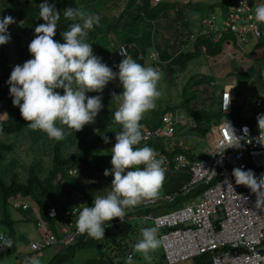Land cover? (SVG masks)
Segmentation results:
<instances>
[{
    "label": "clouds",
    "instance_id": "obj_1",
    "mask_svg": "<svg viewBox=\"0 0 264 264\" xmlns=\"http://www.w3.org/2000/svg\"><path fill=\"white\" fill-rule=\"evenodd\" d=\"M158 1L161 0H156ZM250 7L252 9L251 3ZM39 9L38 18H42L44 23L35 27L34 38L28 45L32 58L22 65H15L7 81L10 85L9 94L13 98L12 103L19 107L22 118L30 122L28 127L45 132L50 139L61 141L65 138L66 132L63 127L57 126L58 124L79 132L85 125L94 123L102 109V96H86V92L101 93L110 81L117 78L123 88L120 94L113 93V96L119 100V107L113 114V120L121 127V130L116 131V142L111 148L112 168L104 171L105 176H113L110 191L104 196H95L93 205L83 207L76 219V228L79 233H86L95 240H102L105 238V233L115 232V226L118 225L114 224L113 228H105V224H110L114 218H119L123 222L127 215L126 209L138 205L153 206L143 202L156 198L157 202L154 204L160 202L158 196L166 174V169L163 167L164 161L158 158L159 154L152 147L147 144L142 147L138 145L144 140L142 119L145 113L156 108V102L161 96L158 90L161 73L157 69L164 64L157 59L155 50H151L148 54L151 61H159L154 68L138 63L129 55V51L127 53L128 49L121 47L118 52L123 58L117 65L118 72L113 71L102 62L101 57L94 54L91 44L87 42L89 31L100 24L98 14L87 12L82 8L66 7L63 10V16L72 23L68 30L61 32L64 41L61 43L54 39L61 11L54 3H49V0L40 3ZM197 11L202 14L201 11ZM252 12L256 21L264 23V4L257 5L255 13L253 9ZM204 17L206 15L202 14L198 20V28L193 29L188 35V43L193 44L199 36L206 37L197 35L194 39H190L191 34L198 33L200 20ZM12 23H15V20L10 15L0 18V45L11 40L8 26ZM151 53L154 54L151 55ZM210 84L216 85V82L211 81ZM226 85L234 86L233 83L225 82L218 91L219 109L221 92ZM57 89H62L63 94L56 91ZM234 94L232 106L237 100L235 86ZM257 98L260 97L256 96L255 100ZM229 105L228 91L223 99L224 113ZM257 107L260 108V106ZM262 111L264 110L261 109L256 117L259 129L256 140L264 145V113H261ZM166 112L170 110L162 114ZM221 128L223 138L219 141L218 148L223 152L228 148H240L244 137L236 134L231 121L226 118ZM248 131L247 126H244L243 132L247 134ZM102 138L105 143L109 142V137ZM67 172L68 175L75 176L77 169L69 168ZM232 176L235 178L236 185L246 186L256 195L257 208L264 206V173L257 177L251 169L243 170L237 167L232 170ZM62 182L65 181L62 180ZM63 190L69 196L74 189L66 185ZM15 198L27 201L33 207L30 200L20 197L10 198V204ZM243 199L246 200L247 197ZM31 207H29L30 213L33 214ZM133 216L132 220L136 219L137 216ZM66 222L67 220L64 223ZM159 227L160 225L157 224L143 228L141 238L133 246L134 252L142 254L145 260H150L149 253L161 246L162 241L157 235ZM12 243L10 238L0 234V245L11 247ZM25 264H41V261L37 257H32ZM126 264H132L131 256L127 258Z\"/></svg>",
    "mask_w": 264,
    "mask_h": 264
},
{
    "label": "trees",
    "instance_id": "obj_2",
    "mask_svg": "<svg viewBox=\"0 0 264 264\" xmlns=\"http://www.w3.org/2000/svg\"><path fill=\"white\" fill-rule=\"evenodd\" d=\"M25 1V2H22ZM16 0L13 5L9 6L4 12L0 15V18H3L4 16L10 15L14 18L15 23H12L8 26L9 30H14L13 32V42L9 41V44L11 48L14 51V56L11 58L16 57L18 59V63L16 64H9L7 62V56H4L5 59L0 58V136L2 134H10L15 132H20L23 130H28L26 128L28 126V121H25L20 113V109L18 106H14L12 103V97L9 94L10 85L7 83L10 73L13 69V67L17 64L22 65L26 60L31 59L32 56L28 51L27 43L31 42V40L34 38L35 35V27L37 24H31L33 22V18L39 17V4L36 5H30V0ZM84 1V0H83ZM83 1L79 0H49V3H54L58 10L61 11V18L57 24L56 29V35L54 37L55 40L63 43V37L61 36V32L66 31L69 29V25L72 23V21H69L64 18L63 16V10L66 7H75L80 8V4L84 3ZM153 0H127L125 7L122 9L120 14L118 16H115V14H108L106 11H108V8L113 7L112 5H115L116 3L111 2H104L102 1L103 7L98 10H96V6H90L91 9L88 11L90 13L98 14L100 16V24L98 26H94L92 30L89 31V35L87 37V42L92 43L94 40H97L100 35L102 34H109L111 35L112 32H119L122 28L117 27L114 29L118 23L121 21L120 16L123 17L127 16L126 21L122 22L123 25L129 26L137 23L140 19H146L150 21H155L156 23L162 25L165 29L168 28L172 32V41L169 43L164 49L158 50L157 49V59L159 58L161 62H166L164 67L165 70L168 72V79L170 81H173L177 78V75L179 72H182L183 69L186 67L187 63L192 60L193 58L198 57L199 55H203L207 59L214 58V56L220 51L221 42L224 38H229L232 36L230 32H221L220 33V42L212 43L208 38L199 36L196 41L193 43L192 49L188 51H184L181 49V45H185L188 41V35L192 31L191 25L189 23L188 19V13L186 16L183 15L184 12H188L190 8H192L191 2H185L184 5L179 4L176 1L172 0H162L158 1L155 4L152 3ZM234 0H222L217 3H209L206 7H193L195 10L201 11L203 14L205 11H213L215 7L217 6H224L228 3H233ZM201 4L203 6L202 2H197L196 5ZM84 6V5H83ZM86 6L82 9L86 11ZM133 8V9H132ZM173 9V10H170ZM186 9L187 11H184ZM170 11H174L175 15L170 18L168 13ZM98 12V13H97ZM112 15L114 17H112ZM202 15V14H201ZM205 16V15H204ZM175 17V18H174ZM255 17V16H254ZM183 18V19H182ZM165 20V23L162 24L159 22L160 20ZM111 21V22H110ZM179 22L174 24V22ZM121 23V24H122ZM17 24V25H16ZM175 25V29H173ZM15 26V27H13ZM25 26H29L30 32L27 31ZM180 26L181 28H184V34L183 37L180 36V29L178 28ZM20 27H22V33H25L24 36L21 35L19 32ZM27 31H24V29ZM167 30L168 32H170ZM182 34V33H181ZM137 36H132L130 32H128L124 37L119 39L117 36L113 37L111 35V40L113 42L112 44V51L115 55H117V48L120 44H124L126 48L129 51V55L136 60L138 63L144 65V46L145 41L143 38H140L141 46H139V43L137 41ZM153 37H156L155 35ZM151 37V38H153ZM139 38V37H138ZM257 39H259L256 43H251V38H249V41L246 42V45L252 44L250 46V50L247 51V57L250 55L255 54L256 51H258L261 47L259 42H264V33L260 35ZM137 42V43H136ZM26 43V44H25ZM4 46H7L6 44ZM139 46V47H138ZM264 47V45H262ZM10 48V47H9ZM109 48L106 47V52L111 51ZM140 57V58H139ZM108 57H105L103 55L102 62L106 61ZM119 59V58H118ZM158 59V60H159ZM122 60V59H121ZM264 60V57H263ZM109 62V61H108ZM159 61L155 62L152 61L151 64L154 65L155 63L158 64ZM116 62L113 61L112 65H115ZM232 74L236 76V80H243V77H249L250 75L254 73H260L259 78L253 80V77L251 78L248 83H253L255 81H260L263 79V85H264V68L261 67L258 69V71L255 70L253 67V64H251L245 71L238 72L237 70H231ZM170 75V77H169ZM231 75V74H230ZM192 79V78H191ZM191 79L184 83L182 94L184 96L185 90L187 91L189 84L191 83ZM201 81H206V87L204 89H201V91L205 94V97L202 98V100L199 101L200 107L198 108H192L190 103L192 101H196L199 99V96H196L192 93L194 90L190 89L188 90V97H182V99L179 101V104L171 107L166 108L163 111L155 112V111H149L148 113H145L144 118L142 119V122H145L146 125L149 128L155 127L160 121V116L163 112L174 111L177 109H184L189 115L191 116V119H193L194 123H200L199 121H203L205 123L200 124H206L210 125L212 122H219L223 119H230L231 121H234L238 124L240 123H249L253 121V117L258 114V111H255L254 113L248 114V111L252 110V107L250 106V99L245 97V102L247 104L246 108L241 111V113H247V115H251L248 118L247 116L245 118H240L241 115L239 114L240 107H237L235 110H232L229 113H224L219 109V99L215 96H217V93L214 92L213 87L215 85L210 84L211 81H215V78L212 75H206L205 77H202ZM201 81L195 80L194 83L198 84ZM228 83H233L231 79L228 78ZM263 87V86H260ZM264 90V87H263ZM92 92H89L87 96H90ZM208 93L210 95L208 96ZM111 97V96H109ZM115 97V96H114ZM261 104L260 108H263L264 105V98L262 95H260ZM205 100H207L209 103H206ZM23 101H21L22 103ZM115 103L117 106V109L119 107V100L116 98ZM250 104V105H249ZM175 108V109H174ZM264 110V109H262ZM102 113V109L100 110ZM99 111V112H100ZM261 111V110H259ZM104 116L103 114H100ZM99 116V113H98ZM107 120L110 121L111 125L114 127L111 131L110 129L108 131L104 130L97 134L96 137H94L93 141L86 142V134L88 132H84V130H81L79 132H75L74 130L68 129L66 126L59 125V127H63L66 135L65 138L61 141H57L55 139L50 140H42L41 143L44 146L52 145V147L47 151L44 152V154L49 155L50 151V157L51 162L50 165L46 170H40L38 171L36 167L30 166L27 170V176L25 178H21L18 171L12 172V170L9 172L8 176L0 175V223L5 225L8 230L9 238L12 240L11 235L14 231V219L11 218L9 214V206L11 207V204L9 202V199L12 197H20L24 200H30V202L33 204V207L39 214L40 218L47 223L49 228L56 234L59 235V227L57 228L55 225L56 223L61 224L62 218H63V211L69 207V199H63L61 198V195L65 197V191L64 186L72 185L78 189H80L82 192L87 189V182H80L84 179L83 174L78 173L77 176H70L68 175V169L69 168H75V167H84L88 166L93 170L92 167L89 166V159L91 155V150L93 148H98L102 145L106 146L109 150L110 157H111V146L114 145L115 141V135L116 131H120L121 127L116 124L113 120V118H108V116L105 114ZM101 118H95V120H100ZM96 122V124H99ZM95 124V122H94ZM85 127V126H84ZM85 129V128H83ZM103 130V129H102ZM178 130L175 128L173 135L170 137H166L163 139H172L175 140L170 144V147L164 149L165 141L162 138L154 139V140H148L146 142L141 141V144L138 145V147H142L145 144L152 147L155 151L156 150H162L169 158L173 157L174 153H183L189 158H199L200 156H196L191 148H186L183 146V144L178 141L177 139L180 137L177 135L175 137V134H177ZM103 136L109 137V142L105 143ZM37 141H40L39 139ZM12 142L9 141H2L0 140V160L4 157V154L8 151H11L12 149ZM177 172V173H176ZM169 175L168 181V187L170 191L176 190L179 193L178 197H175L172 201L166 202L164 204L163 202L161 204H157L155 207L150 206H136L133 208H130L128 210L127 215L125 216V219H128L132 215H136V219L140 218L141 214H144L146 212H152V213H162L171 209H174L182 204L184 201H197L199 198L200 193L202 190L206 187V184L199 183V185L193 187L190 192L184 193V191L181 190V186L189 179V175L187 174V171H173V172H166ZM175 173V174H174ZM83 177V178H81ZM81 179V180H80ZM64 180L65 182H62ZM71 187V186H70ZM85 194V193H84ZM86 194L85 196H87ZM88 197V196H87ZM49 203H52L56 206L58 215L56 217H48L47 216V207ZM88 203V200H87ZM93 204V201L89 199L90 206ZM84 207V206H83ZM12 208V207H11ZM82 208V207H81ZM143 208V209H140ZM83 209V208H82ZM81 209V210H82ZM133 209V210H131ZM124 221L120 222V226H115L116 231L115 232H107L105 233L104 241H108L109 243L112 241L114 243L115 238L118 236V234H121V227H127L130 229L131 233H134V230L136 231L137 227L134 226L136 222L131 221ZM29 220V219H27ZM133 224V225H132ZM139 224V223H138ZM133 227V228H131ZM148 227H152V225H149ZM120 228V229H119ZM122 239L118 240V248H116V254H113L112 256L109 254V249L111 245H109L108 248L103 247L100 252L99 256L93 259H90L89 261L85 262L84 264H126L123 260L124 256H128V253H131V257L133 258V249L132 247L127 246V243H124L122 240L124 239V236H128L129 234H121ZM87 236V234H80L75 242L69 246L61 247V250H58L53 257L51 258V261H48L44 264H63L65 260L69 258L70 255H72L77 247L86 246L91 240H94L93 238ZM13 242V240H12ZM103 243H101L100 246H102ZM113 246V245H112ZM115 246V244H114ZM108 249L106 252L104 249ZM14 250V245L12 243L11 247H8V251ZM129 250V251H128ZM128 251V252H127ZM160 264H167L164 260V255L162 254V257H160ZM116 261V262H115ZM189 261H193V264H211V257L209 253H203L200 255L195 256ZM163 262V263H162ZM1 264V262H0ZM4 264V263H3ZM15 264V263H12Z\"/></svg>",
    "mask_w": 264,
    "mask_h": 264
},
{
    "label": "built area",
    "instance_id": "obj_3",
    "mask_svg": "<svg viewBox=\"0 0 264 264\" xmlns=\"http://www.w3.org/2000/svg\"><path fill=\"white\" fill-rule=\"evenodd\" d=\"M230 32L235 39L232 40L237 47H242L249 38H258L264 33L262 23L255 20L248 0H235L225 9L213 11L209 16L200 20L197 34H191L190 39L197 35H204L217 41L220 31ZM125 45L120 44L116 50L117 56L123 58L118 50ZM128 53V50H127ZM154 53H151L153 55ZM229 91L230 105L226 111L229 113L234 100V86L226 85L221 92L220 110H223V99ZM261 99H256L260 106ZM261 113H264L262 111ZM225 120V119H224ZM214 122L212 127L218 133V138L213 148L207 145L205 156L189 158L183 153H174L169 158L162 150H156L158 158L163 159L166 172L187 171L189 179L181 186L184 193L199 185L206 184L197 201L181 204L180 206L153 214H141L142 222H150L152 227L160 225L158 238L161 239L165 261L168 264H177L191 260L197 255L209 253L211 264H264V206L256 207V195L243 185H236L232 176L234 168L243 170L251 169L257 177L264 173V145L257 142L258 127L253 129L247 123L237 124L231 121L236 134L243 136L240 148H228L224 152L218 148L219 141L223 138L221 125L224 122ZM230 121V120H229ZM144 135L143 142L173 135L175 130V117L173 113L162 114L160 123L149 128L141 122ZM196 127V123H192ZM247 126L248 133L243 132ZM251 141V142H249ZM218 151L220 153H218ZM72 173V171H69ZM165 172V173H166ZM231 184V185H230ZM179 193L174 191L164 195V201H172ZM243 197H247L246 200ZM69 208L63 211L67 222L59 227L56 235L43 221L35 208L29 202L15 198L11 201L12 208H32L35 217L36 229L39 238L31 240L29 248L34 255H41L44 248L49 246L65 247L73 244L81 234L77 231L76 224L70 218L78 215L79 210L87 203V197L75 190L69 193ZM155 200L143 203L154 204ZM47 216L56 217L57 208L52 203L47 207ZM74 213V215H73ZM129 218H134L130 216ZM119 220L114 218L105 228H113ZM0 234H7L0 230ZM8 247L0 245V252H7ZM28 258L31 255H24ZM131 256V253H128Z\"/></svg>",
    "mask_w": 264,
    "mask_h": 264
},
{
    "label": "rangeland",
    "instance_id": "obj_4",
    "mask_svg": "<svg viewBox=\"0 0 264 264\" xmlns=\"http://www.w3.org/2000/svg\"><path fill=\"white\" fill-rule=\"evenodd\" d=\"M16 0H1L0 2V15L4 12V10H6L9 6L13 5L14 2ZM22 1V0H21ZM79 1H83V0H79ZM103 0H84L83 4H80V8H84L85 6L87 8L86 11L88 12L91 7L90 6H96V10H98L100 8L99 11H101V8L103 7L102 4ZM115 2V5H112L113 7L108 8V11H106L108 14H115V16H118L120 14V12L122 11V9L125 7L127 0H104V2ZM162 1V0H161ZM169 1V0H168ZM175 1V0H172ZM179 4L184 5L182 3L184 2H188L190 0H177ZM25 2V1H22ZM30 2V5H36V4H40L43 3L44 0H30L27 1ZM156 0H153V4H155ZM84 5V6H83ZM133 9V8H132ZM173 10V9H170ZM184 11H187L186 9H184ZM190 12H195L192 8H190L188 10V12H184L183 15L186 16L188 13V19H189V23L191 24L190 21V17L192 16L193 18L196 17V15L198 14L196 12V15H190ZM206 12V11H205ZM212 11H207L206 13H204V15H208V13H211ZM98 13V12H97ZM169 17L172 18L175 13L174 11H170L168 13ZM112 17H114L112 15ZM127 16L122 15L121 21L118 23V25L114 28L116 29L117 27H121L122 29L119 32H112L111 35L113 37L117 36L119 39H121L122 37H124L128 32H130V34H136L137 36V41H138V37L143 38V40L145 41V46L143 49L145 56V63L144 66H151V60L148 58V54L151 50H161L164 49L169 43H171L172 38H171V34L173 31L169 30L168 28H164L162 25L156 23L155 21H150V20H146V19H140L137 21V23L133 24V25H129V26H125L123 25L122 22H127L126 18ZM175 18V17H174ZM183 19V18H182ZM111 22V21H110ZM159 22H161L162 24L165 23V20H160ZM40 23H44L42 18H33V22L31 24H40ZM122 23V24H121ZM179 23L174 22V24ZM17 25V24H16ZM197 25H199V22H197ZM15 27V26H13ZM25 28L27 29L28 32H30V27L29 26H25ZM175 25L173 27V29H175ZM178 28L180 29V36L183 37L184 34V28H181L180 26H178ZM24 29V27H23ZM167 30H169L170 32H168ZM22 27H20L19 32L21 33L22 36L25 35V33H22ZM24 31H26L24 29ZM26 31V33H27ZM11 35V40L10 42H13V32L14 30H9L8 31ZM111 35L109 36V34L106 35L102 34L99 36V38H97V40H94L91 43V46L93 48V52L95 55L99 56V57H103V55H105V57H108V59L106 61H104L103 63H106L110 68L113 69V71L118 72V67L117 65L120 63L121 60H117L116 55L113 53L112 51V40H111ZM156 37H153V36ZM111 37V38H110ZM135 37V36H134ZM153 37V38H151ZM229 39L234 40L235 37L234 35L230 36ZM259 39L257 38H252L251 37V43H256L258 42ZM30 43V42H29ZM29 43H25L27 46L29 45ZM262 43L260 44L259 47H261L258 51H256V53L254 55H260L262 57H264V47H262V45H264V42H259ZM7 46H4L3 48H0V58L5 59L4 56H7V62L11 65L18 63V59L16 57L11 58L14 56V51L11 48L9 42L6 43ZM250 46H252V44H250ZM9 47L11 48V50L8 52L7 51L9 49ZM106 47L109 48L111 51H107L106 52ZM182 50L184 51H188L190 50V46L189 45H181L180 46ZM244 48V47H243ZM108 49V50H109ZM242 59L240 60L241 62H245L244 60H246V58L241 57ZM109 61V62H108ZM113 61L116 62L115 65H112ZM256 62L260 63L263 62L261 59L257 60ZM261 64V63H260ZM259 64V65H260ZM261 66V65H260ZM152 67V66H151ZM264 68V66H262ZM261 67H257L255 68L256 71H258V69H260ZM161 73V79L158 83V90L161 92V96L159 97V99L156 102V108L154 110L151 111H155V112H160L165 110L166 108H171L174 107L176 105L179 104V101L182 99V97H188L187 96V92L190 89L194 90V88H196L195 91H192V93L196 96H199L200 98L197 99L196 101H192L190 103L192 108H198L200 107V105L198 104L200 100H202V98L205 97V94L201 91V89H204L206 87V81H201L202 77H205L206 74L212 75L215 78V82L216 85L213 87L214 92L218 93V91L224 86L225 82L228 81V78L231 79V81H233V84L235 86V91L237 93V100L233 103V110H235L237 107H240L239 110V114L241 115V111L243 109L246 108L247 104L245 102V97L250 99V103H251V107H255L253 108L251 111H248V114L250 113H254L255 109H256V96L258 95H262V97L264 98V90L263 87L260 86H255V85H248L246 82H249V80L251 78L249 77H243V80H236V76L234 74L231 75H225L224 71H221L220 74H222L221 76L225 75L223 79L218 77L217 75H220L219 72L217 71H213V58L211 59H207L205 58L203 55H199L196 58H193L192 60H190L186 67L183 69L182 72H179V74L177 75V78L173 81H170L168 78V72L165 70V68L161 67L160 70H158ZM259 74L260 73H253L251 77H253V80L259 78ZM170 77V75H169ZM192 78V79H191ZM191 79V83L188 86L187 91L185 90L184 96L182 94V89H183V85L184 83L188 82ZM201 81L198 84H195L194 81ZM261 85V84H260ZM264 86V85H263ZM56 91H59L61 94H63V90L62 89H57ZM123 91V88L118 80V78L116 80L110 81L106 87L103 89V92L101 93H97V92H92L90 96H94V95H100L102 96V111L104 113V116L101 115H97L96 117L101 118L100 119V123L96 124V122L98 123V121H94V123H90L85 125V129L84 132H88L86 134V142H91L93 141L94 137L97 136V134H99L100 132L106 130L108 131L110 129V131L114 128L110 121L107 120L105 114L108 116V118H113V114L114 112L117 110V106L115 103V99L111 96L113 93L115 94H120ZM89 94V92H86V96ZM210 95V93H208V96ZM217 99V96H215ZM206 103H209L207 100H205ZM175 109V108H174ZM170 110V109H168ZM101 113V114H103ZM174 117H175V126L176 129L178 130L175 134V137H177V135L180 137V139L178 138L177 140H182L184 146H198V148L201 149V147H205V145H209L211 148L214 147V144L216 142V139L218 138V133L216 132V130L210 127H206L203 124L199 125V129L196 131L195 129L193 130L192 126L190 125L192 123V121H194L193 119H191V116L189 115V113H187L186 111H184V109H177L172 111ZM177 113L179 114H183L184 116L179 117V119L177 118ZM245 116L249 117L251 115H247V113L244 114ZM257 117V115L254 116V119ZM98 118V119H99ZM200 123H205L203 121H199ZM250 125L252 126L253 129L257 128L255 123L250 122ZM58 126V125H57ZM28 128V126L26 127ZM103 129V130H102ZM179 130H183L182 132H180ZM197 136L199 137H193V136ZM40 141H37V140ZM46 139H50L47 134L43 131L40 130H33L29 127L28 130H23L20 132H15V133H10V134H2L0 136V140L2 141H9L12 142V149L11 151H8L4 154V157L0 160V175L3 176H8L9 172L12 170V172H16L18 171L21 178H25L27 176V170L29 169L30 166H34L36 167V169L38 171L40 170H46L48 168V166L50 165L51 162V157H50V151H49V155L44 154V152L47 150H49L52 145H48L47 146H43L41 141L42 140H46ZM53 140V139H50ZM104 146V145H103ZM112 148V147H111ZM90 159H89V166H94V167H99L100 169H102L103 173L105 171V169H111L112 165H111V157H110V153L109 150L107 149V147H98V148H93L91 150V155H90ZM110 157V158H109ZM86 167H88L87 165L84 166L82 168V170H84ZM79 169V168H78ZM89 173V171L87 172ZM93 173H96V170L93 171ZM177 173V172H176ZM175 174V173H174ZM107 178H98V187H97V191L100 190V188H103V192L99 195V196H104L107 194L108 191H110V185H111V181L113 179L112 175H108L106 176ZM169 177L168 175H165V179L162 185V188L160 189L159 192V196H158V200L160 202L164 201V195L170 194V190L168 185H166V183H168ZM143 206V205H141ZM36 208V206H35ZM143 209V208H140ZM129 209H126V212H128ZM9 214L11 216L12 219H14V231L13 234L11 235L12 240H13V245H14V250H10L7 252H0V262L1 264H25V262L32 258V257H37L40 259L41 263L43 262V260H48L51 261V258L53 257V255L55 254V248H57L58 250L61 249V247H54V246H49L44 248L42 255H44L43 258H40L41 255H34V252H32L29 248V243L28 241H30L31 238L34 237L35 231H36V235L34 238H39V235L37 234L38 232H40V229H36V225H35V217L33 214L30 213V208L26 209V210H21V209H13L9 206ZM76 216V215H75ZM72 217L70 218V220L76 224V217ZM78 216V215H77ZM76 218V219H75ZM29 219V220H27ZM117 220H119L118 225L120 226V222H122L119 218H116ZM125 221H133L136 222L134 224L135 227H137L136 231L134 230V233L130 232V229L127 227H121V234H129L128 236H124V239L126 240H122L124 241V243H127L126 245L130 247V245L134 246V244L141 238V230L142 228L148 227L149 225H151L150 222L148 223H143L142 220L140 218L134 219L132 220V218L130 219H125ZM139 223V224H138ZM133 225V224H132ZM58 228V223H56L55 225ZM133 228V227H131ZM120 229V228H119ZM134 229V228H133ZM0 230L4 231L8 238V230L7 227L3 224L0 223ZM118 234V236L115 238L114 243H112V241L109 243L108 241H104V239L102 240H91L86 246H82V247H77L74 251V253L72 255L69 256V258L67 260H65L63 262V264H84L85 262L89 261L90 259L93 258H97L99 256V252L103 247L108 248L109 245H111L110 249H109V254L112 256L113 254H116V248H118V245L116 243H118V240L122 239V235ZM89 238V237H88ZM101 243H103L102 246ZM115 244V246H114ZM113 245V246H112ZM26 247V248H25ZM24 248V249H23ZM101 248V249H100ZM106 248L104 249L106 252L108 251V249L106 250ZM133 249V247H132ZM29 251V252H27ZM129 251V250H128ZM127 251V252H128ZM162 247L160 246L159 248H157L155 251H152L149 253L151 259L150 260H145L142 256V254L136 253L133 250V258H132V264H160L159 262L160 257H162ZM31 255L28 258H26L24 255ZM127 256L123 257L124 262L126 263L127 261ZM159 261V262H158ZM116 262V261H115ZM117 264H119L118 262H116ZM163 263V262H162ZM44 264V262L42 263ZM179 264H193V261H185V262H181Z\"/></svg>",
    "mask_w": 264,
    "mask_h": 264
},
{
    "label": "crops",
    "instance_id": "obj_5",
    "mask_svg": "<svg viewBox=\"0 0 264 264\" xmlns=\"http://www.w3.org/2000/svg\"><path fill=\"white\" fill-rule=\"evenodd\" d=\"M176 2H178L177 0H175ZM219 1H222V0H190V1H188V2H191L192 3V8L193 7H199V9L201 8V7H206V6H208L207 4H209V3H217V2H219ZM235 1V0H234ZM0 2H1V0H0ZM197 2H202L203 4V6H201V4H199V5H196V3ZM249 2L251 3V5H252V9H253V11H254V13H255V7L257 6V5H260V4H264V0H249ZM185 3V2H184ZM184 3H182V4H184ZM228 4H231V3H228ZM228 4H226V5H224V6H217V7H215L214 8V10L213 11H215V12H217V10H219L220 8L221 9H225L226 8V6L228 5ZM198 10V9H197ZM197 10H194L195 12H190V15H196V12L198 13L197 15H196V17L195 18H193L192 16L190 17L191 19H190V21H191V29L193 30V29H197L198 28V25H197V22H198V20L201 18V14H200V12H198ZM212 11V12H213ZM206 13V12H205ZM203 14V13H202ZM207 16V15H206ZM262 25H263V27H264V23H262ZM221 32H224L223 30H221L220 31V33ZM136 34H133L132 33V36H135ZM140 40V37L138 38V43H139V46H141V42L139 41ZM208 40H210L212 43H217V42H220V40H221V38H220V34L218 35V39H217V41H213L212 39H210V38H208ZM232 40L231 39H229V38H224V39H222V42H221V47H220V51L214 56V58H213V71L215 72V71H217V72H219V74H220V72L221 71H224V74L225 75H230V74H232V73H230L231 72V70H237L238 72H242V71H245L251 64H253V67L254 68H257L258 66L259 67H262V66H264V60H263V57L262 56H260V55H250L249 57H247V51H249L250 50V44H248V45H246V44H244L242 47H237L236 45H235V43L233 42V45H232V42H231ZM137 43V42H136ZM5 45V44H4ZM4 45H0V48H3L4 47ZM186 45H189L190 46V49H192V47H193V44L192 43H186L185 44V46ZM138 46V47H139ZM244 47V48H243ZM11 50V48H9L8 49V51H7V54H8V52ZM156 52H157V50H155ZM14 53V52H13ZM158 54V53H157ZM241 57H244V58H246V60H244L245 62H241L240 60L242 59ZM116 58H117V60H121V58H119L117 55H116ZM119 58V59H118ZM159 59V58H158ZM259 59H261L263 62H260V63H258V62H256L257 60H259ZM159 61H161L160 59H159ZM165 63L166 62H163V64L165 65ZM261 66H260V65ZM164 65H161V67H163ZM151 66L152 67H156V63L154 64V65H152L151 64ZM158 66V65H157ZM157 70H160V68L159 69H157ZM222 74H220V75H217L218 77H220V78H222V77H224L225 75H223V76H221ZM168 79V78H167ZM263 79L262 80H260V81H255V82H253V83H248V82H246L248 85H255L256 87L257 86H263ZM249 82H251V81H249ZM261 84V85H260ZM264 87V86H263ZM218 94V93H217ZM259 97H260V95H258ZM111 97L112 98H116V97H114L113 96V94L111 95ZM235 102V101H234ZM233 102V103H234ZM253 108H255V107H252V109ZM261 109H264V105H263V108H259V107H256V109H255V111H258V113L260 112L259 110H261ZM183 110V109H182ZM185 111V110H184ZM102 112L100 111L99 112V114H101ZM148 113V112H147ZM177 118L179 119V117H182V116H184L183 114H179V113H177ZM102 116V115H101ZM246 116L244 115V113H242L241 114V117L240 118H245ZM96 118H99V117H96ZM248 118H251V117H248ZM224 120V119H223ZM228 120H230V119H228ZM97 121V120H96ZM98 121H100V120H98ZM160 121V120H159ZM231 121V120H230ZM234 122V121H233ZM252 123H255L256 124V126L258 127V125H257V120H256V118L254 119V117H253V121H251ZM144 124H146L145 122H143ZM160 123V122H159ZM158 123V124H159ZM192 123H193V121H192ZM190 124L191 126L193 125V124ZM214 122H212L210 125H207L206 126V124H203L204 126H206L207 128L208 127H210L211 126V128H212V124H213ZM234 123H236V122H234ZM157 124V125H158ZM156 125V126H157ZM199 125H200V123H196V127H193L192 126V128H193V130L195 129L196 131L199 129ZM147 126V125H146ZM176 127V126H175ZM213 129V128H212ZM180 132H182L183 130H179ZM193 136V135H192ZM193 137H196V138H198L199 139V137H197V136H193ZM164 141H165V145H164V149H166V148H168V147H170V144L173 142V141H175V140H172V139H163ZM180 142L183 144V142H182V140H180ZM115 144V143H114ZM172 145V144H171ZM114 146V145H113ZM113 146H111V147H113ZM183 146H184V144H183ZM102 147H105V146H103L102 145ZM186 148H191L192 150H193V152H194V154L196 155V156H200V157H202V156H205V151H206V148H207V144L205 145V147H201V149L200 148H198V146H185ZM209 148H211L210 146H209ZM110 158V157H109ZM111 159V158H110ZM76 169H77V173H76V175L75 176H77V175H79L78 173H81V174H83L82 176H84L85 174V176H84V179L83 180H81L80 182H87L86 183V185H87V189L85 190V191H83L85 194L84 195H86V194H88L86 197H87V200H88V203H86V204H84V207H86V206H88V204H89V199L91 200V201H93L94 200V197L95 196H99L102 192H103V188L101 187L100 188V190L99 191H97V187H98V181H99V179L98 178H104V179H106L107 177L104 175V173H103V171H102V169H100L99 167H92L93 168V170H91V168H89V167H86L84 170H82V168H80V167H75ZM79 168V169H78ZM94 170H96V173L94 174L93 173V171ZM89 171V173H87ZM188 174V173H187ZM165 175H168V173H166ZM189 175V174H188ZM168 177H169V175H168ZM81 178H83V177H81ZM168 183H166V185H167ZM71 187H72V189H74L75 191H78V192H82L80 189H78V188H76V187H74V186H72V185H70ZM174 191H176V190H174ZM174 191H170V193H172V192H174ZM179 195H177L176 197H178ZM63 197V199H68V196H67V194H66V192H65V197L64 196H62L61 195V198ZM164 204H166V202L165 201H162ZM162 202H159V204H161ZM188 202H192V201H184V202H182V204H184V203H188ZM158 203H156V204H153V206H150V208L151 207H155L156 205H157ZM93 204H91L89 207H91ZM83 208V207H82ZM81 208V209H82ZM80 209V210H81ZM79 210V211H80ZM150 213H152V212H150ZM153 214H157V213H153ZM76 218H77V215L75 216ZM75 218V219H76ZM65 217L63 216V218H62V221H59V222H61V224L59 223V226L58 227H60L61 225H63V224H65L64 222H65ZM143 229V228H142ZM38 234V233H37ZM35 235H36V231H35V234H34V237H35ZM31 238L30 239V241L31 240H35V239H37V238ZM30 241H28V243H30ZM29 246V245H28ZM130 247H133L132 245H130ZM26 248V247H25ZM24 249V248H23ZM61 250V249H60ZM55 251L57 252L58 251V249L57 248H55ZM27 252H29V251H27ZM55 252V253H56ZM162 254H163V252H162ZM44 257V255H41V257L40 258H43ZM43 262L44 263H46V262H48V260H43ZM42 262V263H43ZM41 263V264H42Z\"/></svg>",
    "mask_w": 264,
    "mask_h": 264
}]
</instances>
